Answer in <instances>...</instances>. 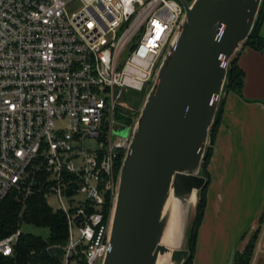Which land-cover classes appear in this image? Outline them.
I'll list each match as a JSON object with an SVG mask.
<instances>
[{"label": "built area", "instance_id": "1", "mask_svg": "<svg viewBox=\"0 0 264 264\" xmlns=\"http://www.w3.org/2000/svg\"><path fill=\"white\" fill-rule=\"evenodd\" d=\"M183 12L179 0H0V201L35 187L56 198L61 264H100L107 251L102 206L138 115L123 95L152 87ZM116 110L129 113L122 136ZM21 231L0 238V255Z\"/></svg>", "mask_w": 264, "mask_h": 264}, {"label": "water", "instance_id": "2", "mask_svg": "<svg viewBox=\"0 0 264 264\" xmlns=\"http://www.w3.org/2000/svg\"><path fill=\"white\" fill-rule=\"evenodd\" d=\"M179 1V35L159 62L131 126L100 264H155L166 253L168 264L188 259L190 250L181 243L187 244L193 219L187 217L189 199L193 192L198 199L206 184L201 164L228 61L249 37L263 0ZM173 201L179 239L168 247L162 240Z\"/></svg>", "mask_w": 264, "mask_h": 264}, {"label": "crops", "instance_id": "3", "mask_svg": "<svg viewBox=\"0 0 264 264\" xmlns=\"http://www.w3.org/2000/svg\"><path fill=\"white\" fill-rule=\"evenodd\" d=\"M258 31L264 38V17ZM235 57L242 97L231 90L223 96L191 264H232L244 247L242 235L258 225L249 264H264V221H258L264 208V50L244 45Z\"/></svg>", "mask_w": 264, "mask_h": 264}, {"label": "trees", "instance_id": "4", "mask_svg": "<svg viewBox=\"0 0 264 264\" xmlns=\"http://www.w3.org/2000/svg\"><path fill=\"white\" fill-rule=\"evenodd\" d=\"M264 0L258 10L256 21L251 29L249 37L244 41V45L250 46L255 50H264V38L259 34V25L264 17L263 12ZM243 72L236 62V57L229 60L226 71V82L224 87L228 91H233L242 97L241 88L243 82ZM223 106V97L218 111L214 117L213 125L209 130V140L214 142V137L220 122ZM211 147H206L203 153L201 171L206 177L205 187L200 192L196 208L194 210L193 219L189 227L187 239V248L190 250L188 259L184 264H191L194 251V245L197 237V229L203 219V209L205 206V190L209 179V173L206 165L211 158ZM110 200L106 196L104 198L102 210L106 215L110 208ZM259 223L264 221V208L259 217ZM27 223L33 226L45 227L48 233L45 237L34 234L29 231L22 230L13 245L11 255H0V264H61L63 257V245L67 239V225L64 216L59 210L48 206L41 191L37 187L33 189V193L26 198H22L21 194L14 190L8 193L0 201V238L16 230L19 224ZM260 225L256 226L250 234L248 240L241 250H236L232 264H249L254 251V243L260 232ZM245 233L242 235L244 238Z\"/></svg>", "mask_w": 264, "mask_h": 264}, {"label": "rangeland", "instance_id": "5", "mask_svg": "<svg viewBox=\"0 0 264 264\" xmlns=\"http://www.w3.org/2000/svg\"><path fill=\"white\" fill-rule=\"evenodd\" d=\"M78 8H79L78 3L77 2H74V3H71V4L68 5L67 10L68 11H74V10H77ZM228 64H229V61H228ZM225 92H228V90L224 87L223 90H222V93L223 94H222L221 98L219 99V101L216 103V108H215L216 109V112H215V115H216V113L218 111V108H219V106L221 104L222 97L224 96ZM143 94H144V91H138V92H136V91H133V90H128L123 95L124 96L123 98L126 99L130 103L131 107L133 108V111H135V113H137V114H139V108H140L141 103H142V101H143V99L145 97ZM115 118H116L117 123L120 125L119 133L122 136L124 134V131H125L124 124H126L129 121V113L128 112H125V111L122 112V111L116 110ZM208 140H209V138H208ZM121 141H122V139L120 140V142ZM85 143L89 147H91V146L94 145V143L92 141H90V140H87ZM213 143L214 142H210V140H209L206 147H211L212 150H213ZM208 163H207V165L205 167L206 170H207ZM207 171L209 173V170H207ZM206 189H207V187H206ZM205 195H206V190H205ZM81 197H83V194L82 193L76 194V198L80 199ZM196 200H197V195H196ZM46 202H47L48 206H51L53 208H56L57 207V204H58L56 198L53 195H50L47 198ZM194 210H195L194 206L193 207H191V206L188 207L187 217H188L189 220L193 218L192 216L194 214ZM21 228L24 231H29V232L34 233V234L35 233L36 234H39L41 237H45L47 235V233H48V230L45 227L33 226V225L27 224V223H22L21 224ZM252 231H253V229H252ZM252 231L249 232V233L251 234ZM249 233H246L247 235H245V237H244L245 238V242L248 240V238L250 236ZM73 235L74 236L76 235L75 230H73ZM181 246L182 247H187V244L185 243V241H183L181 243Z\"/></svg>", "mask_w": 264, "mask_h": 264}, {"label": "bare ground", "instance_id": "6", "mask_svg": "<svg viewBox=\"0 0 264 264\" xmlns=\"http://www.w3.org/2000/svg\"><path fill=\"white\" fill-rule=\"evenodd\" d=\"M189 202L191 203V207L195 206L197 202L195 192H193L192 195L190 196ZM179 215H180L179 207L177 203L173 201L172 208H171V214L169 217L170 221L166 228L165 236L162 240V243L168 247L173 246L179 239V233H178L179 221H180ZM168 258H169L168 253L163 254V255H158L155 264H168Z\"/></svg>", "mask_w": 264, "mask_h": 264}]
</instances>
